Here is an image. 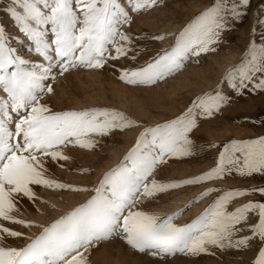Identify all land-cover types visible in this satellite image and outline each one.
<instances>
[{
  "label": "snow or ice",
  "instance_id": "snow-or-ice-1",
  "mask_svg": "<svg viewBox=\"0 0 264 264\" xmlns=\"http://www.w3.org/2000/svg\"><path fill=\"white\" fill-rule=\"evenodd\" d=\"M157 3L8 0L4 11L28 42V55L11 46L0 25V219L39 231L29 235L0 225V264H90L91 250L113 239L162 259L177 253H208L210 248L252 249L255 255L251 264H264V202L249 201L229 208L237 197L255 191L264 194V187L205 188L199 197L173 213L144 210L146 202L169 190L223 179L233 172L241 176L264 174V136H260L225 143L215 166L201 175L173 181L157 179V170L167 158L195 154L190 133L198 127V118L212 117L230 99L220 85L197 95L175 118L144 127L115 109L53 111L45 99L54 93L49 81L70 69H101L109 60L136 51L128 31L132 14L152 9ZM248 3L212 0L175 34L168 48L142 66L120 69L119 79L133 86L156 85L181 72L189 61L199 62L202 55L217 51L227 42L224 34L232 30ZM165 38L163 34L151 37ZM259 40L251 41L239 64L223 74L221 82L235 94L245 89L264 91V33ZM33 54L39 62L34 61ZM133 127H142L135 142L93 187L74 186L48 175L49 159H71L65 152L69 146L91 150L99 143L95 137ZM36 187L90 195L48 223H34L13 213L18 199L48 203L37 196ZM214 192L220 194L190 222H174L199 199ZM50 207L55 209V205ZM8 237L24 242L11 246L5 243Z\"/></svg>",
  "mask_w": 264,
  "mask_h": 264
},
{
  "label": "rangeland",
  "instance_id": "rangeland-1",
  "mask_svg": "<svg viewBox=\"0 0 264 264\" xmlns=\"http://www.w3.org/2000/svg\"><path fill=\"white\" fill-rule=\"evenodd\" d=\"M211 2L212 0H158L154 8L132 14L133 22L128 31L133 37V47L136 51L129 52L127 56L117 60H109L101 69H70L63 76H58L54 82L49 81L54 88V93L45 97L49 107L53 111L110 108L124 112L142 127L154 126L175 118L197 95L211 91L220 85L230 99L212 117L198 118V127L190 133V137L196 144L195 154L188 157L167 158V162L157 170V179L161 181L181 180L201 175L215 166L219 151L225 143L233 139L247 140L264 136V91L245 89L241 94H235L230 86L221 82L223 74L230 67L239 64L247 45L253 40L260 42L259 37L264 33V23L260 22L264 20V0H249L248 5L242 9L240 19L233 24L232 30L224 34L227 42L221 43L217 51L202 55L199 62L189 61L181 72L156 85L133 86L119 79L120 69L142 66L162 49L168 48L174 42L175 34ZM7 3L8 0H0V25L4 26L11 46L18 48L21 54L27 56L25 49L28 42L13 27L12 20L4 11ZM161 34L165 35L164 40L151 39L152 36ZM14 37L23 42L17 43ZM133 55L136 57L134 60L130 58ZM33 59L39 62L34 54ZM217 60L226 62L223 69H217ZM93 72L99 75L100 84H92L88 79L87 74ZM198 73L203 75L199 76ZM183 78H188L193 85L173 91ZM118 89L124 93L120 98L115 93ZM142 127L128 128L123 131L113 130L108 136L95 137L99 143L91 150L69 146L65 152L71 159L58 162L49 159L46 163L48 175L74 186L93 187L98 183L101 175L118 163L132 146ZM213 144L216 147L209 146ZM261 187H264V174L253 173L241 176L233 172L223 179L160 193L150 202L145 203L144 210L161 214L173 213L184 208L193 198L199 197L205 188L230 190ZM35 191L38 197L48 202L43 204L45 206L43 213L47 219L41 224L50 222L65 211L58 213L56 207L55 209L50 207L54 204L48 197L68 195V203L76 206L90 195L87 192L40 187H36ZM219 194L214 192L208 197L199 199L174 222L179 224L190 222ZM174 201L179 205L172 206ZM249 201L264 202V194L255 191L246 196L237 197L229 208L233 209ZM40 204L42 203L39 200L33 204L27 198L18 199L16 211L13 214L33 222L30 216L39 213L37 209ZM56 212L57 215H55ZM0 225L29 235L38 234L39 231L37 228L28 229L2 219H0ZM244 234L247 233H242ZM23 242L22 239L13 237H8L5 241L11 246H20ZM254 255L255 250L252 249L210 248L208 253L196 255L177 253L162 259L139 253L119 239H113L96 245L90 252L89 261L90 264H251Z\"/></svg>",
  "mask_w": 264,
  "mask_h": 264
},
{
  "label": "bare ground",
  "instance_id": "bare-ground-1",
  "mask_svg": "<svg viewBox=\"0 0 264 264\" xmlns=\"http://www.w3.org/2000/svg\"><path fill=\"white\" fill-rule=\"evenodd\" d=\"M150 20V19H149ZM151 22V20L149 21ZM228 58V57H227ZM226 60V59H224ZM224 60H217L216 61V65H217V69L221 70L225 67V61ZM227 61V60H226ZM230 61V60H229ZM228 62V61H227ZM218 70V71H219ZM199 74V73H198ZM202 76L203 74H199V76ZM88 76V79L90 80V82L92 84H100V80H99V75L95 72L93 73H89L87 74ZM191 79V78H190ZM200 79V78H199ZM207 80V79H206ZM209 82V81H208ZM210 83V82H209ZM211 84V83H210ZM84 85V84H83ZM193 85V82H191L188 78H183V80H181L177 86H175V88L173 89V91L177 90V89H181V88H187L189 86ZM63 90V89H62ZM172 91V92H173ZM64 92V91H62ZM103 92V91H102ZM115 93L116 95L120 98L124 95V93L121 91V90H115ZM100 94V93H98ZM69 196L68 195H65V196H59V197H48L49 201H51L55 207L57 208V212L58 213H62V211H66L68 209H70L72 206L74 205H71L70 203H68L69 201ZM177 201V200H175ZM174 201V202H175ZM181 200H179L180 202ZM172 206L176 207L179 205L178 202H175V203H172L171 204ZM39 213L36 214V215H31L30 218L33 220L34 223H43L46 221V217L43 213L44 209H45V206L43 204H40L39 207ZM57 212L55 213V215H57ZM53 217H56V216H53ZM228 260V259H227ZM235 263V262H234ZM240 264V263H239Z\"/></svg>",
  "mask_w": 264,
  "mask_h": 264
}]
</instances>
